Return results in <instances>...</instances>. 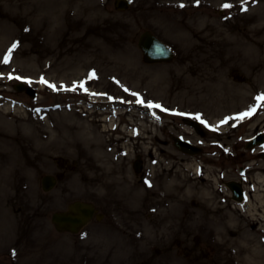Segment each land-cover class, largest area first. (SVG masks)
I'll return each mask as SVG.
<instances>
[{"label":"rangeland","instance_id":"rangeland-1","mask_svg":"<svg viewBox=\"0 0 264 264\" xmlns=\"http://www.w3.org/2000/svg\"><path fill=\"white\" fill-rule=\"evenodd\" d=\"M113 1L0 0V264H264V102L237 119L264 96V0ZM144 31L175 59L145 64ZM77 199L104 218L70 238L50 216Z\"/></svg>","mask_w":264,"mask_h":264},{"label":"water","instance_id":"water-1","mask_svg":"<svg viewBox=\"0 0 264 264\" xmlns=\"http://www.w3.org/2000/svg\"><path fill=\"white\" fill-rule=\"evenodd\" d=\"M128 2L126 0H116L115 1V8L119 10H124L128 6ZM138 46L143 52L144 60L148 63L159 62V61H169L172 58V53L170 50L158 39L152 36L149 32H145L141 35L139 39ZM17 90H23L24 87L22 85H18L15 87ZM27 90V89H26ZM27 92L32 93L29 89ZM264 136L259 135L257 138L250 141L248 147L256 144V143H263ZM175 146L187 153H195L199 150L190 146L187 143L181 142L180 140H175ZM140 163L136 164V169L139 170ZM55 183L53 178L46 177L43 179V189L48 190L51 188ZM228 187L232 190L234 199L240 201L242 199L243 193L241 191V187L237 183H229ZM87 209H86V208ZM70 210L72 211L71 214H61V215H54L53 222L58 225L60 229H67L69 231H76L77 228L85 218H89L93 212L90 206H85L80 203H74L70 206ZM76 211L80 213V215L76 214Z\"/></svg>","mask_w":264,"mask_h":264},{"label":"snow or ice","instance_id":"snow-or-ice-1","mask_svg":"<svg viewBox=\"0 0 264 264\" xmlns=\"http://www.w3.org/2000/svg\"><path fill=\"white\" fill-rule=\"evenodd\" d=\"M181 7H183V5H181ZM223 7H224L225 9H228V8L231 7V5H229V4H225V5H223ZM15 47H16V45H13V49H14ZM11 52H12V49H10V50H9V54H8L7 56L4 57V63H5V64H7V63L9 62V60H10V58H11ZM94 75H95V74L93 73V74H92V77H94ZM41 83H47V82L44 81L43 78H42V79H41ZM48 86H49L50 88L55 89V86H54V85L49 84ZM79 87H80L81 89H83V88H84V84H83V83L80 84ZM73 90H75V89H73ZM133 95H135V94H133ZM256 99H257V107H259V106H260V102L264 101V96H258ZM137 102H138V103H142V101H139V100H138ZM148 107H160V106H159V105H152V104H149ZM255 111H256V108H252L250 111L244 113L242 116L237 117V119H244V118H246V117H249V116H251Z\"/></svg>","mask_w":264,"mask_h":264},{"label":"bare ground","instance_id":"bare-ground-1","mask_svg":"<svg viewBox=\"0 0 264 264\" xmlns=\"http://www.w3.org/2000/svg\"><path fill=\"white\" fill-rule=\"evenodd\" d=\"M119 114V113H118ZM111 126H113V123H111ZM94 140V137H93V139H91L90 141H89V149H93L94 151H96V152H99V153H101L100 152V149H98V144H97V142L95 141L94 143H92V141ZM84 153L85 152H87V150H84L83 151ZM101 158V160H102V162H104V166L108 169V171L109 172H113V170H112V168H110V165H109V163H108V166L106 165V163H107V159H105V160H103V158H106V155L104 156H102V157H100ZM105 167H96V168H98V169H101V168H105ZM100 185H102L101 183H100ZM239 247V246H238ZM238 251V250H237Z\"/></svg>","mask_w":264,"mask_h":264}]
</instances>
